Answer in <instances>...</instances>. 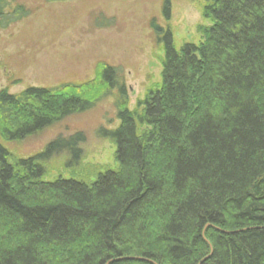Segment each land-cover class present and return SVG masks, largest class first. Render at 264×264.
Segmentation results:
<instances>
[{
  "label": "trees",
  "instance_id": "obj_1",
  "mask_svg": "<svg viewBox=\"0 0 264 264\" xmlns=\"http://www.w3.org/2000/svg\"><path fill=\"white\" fill-rule=\"evenodd\" d=\"M72 0H46L47 3ZM164 17L170 8L165 3ZM204 42L177 51L135 110L121 70L87 83L0 91V139L21 142L114 98L100 135L118 168L84 171L82 133L28 158L0 143V264H264V0H204ZM31 12L0 0V29ZM92 179V181H91Z\"/></svg>",
  "mask_w": 264,
  "mask_h": 264
},
{
  "label": "rangeland",
  "instance_id": "obj_2",
  "mask_svg": "<svg viewBox=\"0 0 264 264\" xmlns=\"http://www.w3.org/2000/svg\"><path fill=\"white\" fill-rule=\"evenodd\" d=\"M168 2L169 20L163 8ZM31 15L20 23L0 29V91L19 94L28 88H53L61 84H82L97 77L101 65L121 70L126 84L129 110L137 107L147 91L161 84L164 56L151 28L155 22L170 27L173 43L200 46L199 28L211 23L202 17L204 0H15ZM108 98L88 112L73 115L61 123L21 142L0 139L14 158H28L50 142L82 133L85 142L83 170L70 174L60 167L64 156L51 163L55 169L45 180L62 176L85 179L84 171L117 169L116 147L102 138V129L119 125ZM92 181V179H91Z\"/></svg>",
  "mask_w": 264,
  "mask_h": 264
}]
</instances>
